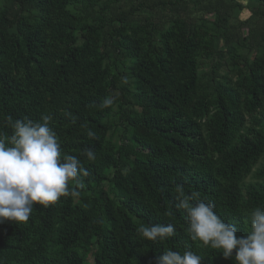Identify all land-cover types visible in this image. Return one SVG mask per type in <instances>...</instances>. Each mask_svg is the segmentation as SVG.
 Here are the masks:
<instances>
[{"label": "trees", "instance_id": "trees-1", "mask_svg": "<svg viewBox=\"0 0 264 264\" xmlns=\"http://www.w3.org/2000/svg\"><path fill=\"white\" fill-rule=\"evenodd\" d=\"M43 116L89 175L0 221V264H156L168 249L236 264L191 239L175 188L238 236L264 206V0H0V133ZM157 223L175 236L137 231Z\"/></svg>", "mask_w": 264, "mask_h": 264}, {"label": "clouds", "instance_id": "clouds-1", "mask_svg": "<svg viewBox=\"0 0 264 264\" xmlns=\"http://www.w3.org/2000/svg\"><path fill=\"white\" fill-rule=\"evenodd\" d=\"M114 103L113 97L103 100L104 107ZM42 122L8 118L12 134L0 133V221L27 222L35 205L48 207L61 197L78 196L75 188H83L80 177L89 175L81 160L62 152L51 117ZM88 136L94 133L89 130ZM89 161L96 159L89 148L82 153ZM178 203L183 210L191 239L219 250L225 259L235 258L236 264H264V206L253 208L247 215L249 230L238 236L235 223L225 221L215 210V204L205 202L198 191L185 195L184 186L176 185ZM138 233L147 241L163 242L176 234L172 223L141 225ZM235 250V255L233 251ZM202 257L192 250L183 253L168 249L156 264H201Z\"/></svg>", "mask_w": 264, "mask_h": 264}, {"label": "rangeland", "instance_id": "rangeland-1", "mask_svg": "<svg viewBox=\"0 0 264 264\" xmlns=\"http://www.w3.org/2000/svg\"><path fill=\"white\" fill-rule=\"evenodd\" d=\"M242 1H243V2H245V0H242ZM241 15H242V17H244V18H245V17L248 15V12L244 11V12H242V14H241Z\"/></svg>", "mask_w": 264, "mask_h": 264}]
</instances>
